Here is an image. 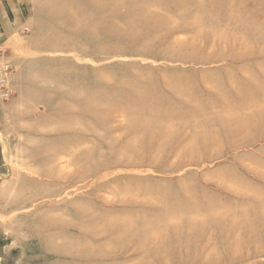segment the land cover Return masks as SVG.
I'll return each mask as SVG.
<instances>
[{"label": "rangeland", "instance_id": "374dc122", "mask_svg": "<svg viewBox=\"0 0 264 264\" xmlns=\"http://www.w3.org/2000/svg\"><path fill=\"white\" fill-rule=\"evenodd\" d=\"M0 264H264V0H0Z\"/></svg>", "mask_w": 264, "mask_h": 264}, {"label": "bare ground", "instance_id": "6f19581e", "mask_svg": "<svg viewBox=\"0 0 264 264\" xmlns=\"http://www.w3.org/2000/svg\"><path fill=\"white\" fill-rule=\"evenodd\" d=\"M241 38H243V36H242ZM242 43H245V42H244V38H243V41H242ZM243 45H244V44H243Z\"/></svg>", "mask_w": 264, "mask_h": 264}]
</instances>
